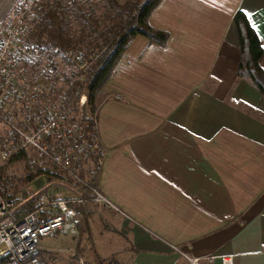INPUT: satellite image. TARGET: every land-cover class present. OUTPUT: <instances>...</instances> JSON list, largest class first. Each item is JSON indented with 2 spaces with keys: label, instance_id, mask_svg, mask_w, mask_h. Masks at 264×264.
Here are the masks:
<instances>
[{
  "label": "crops",
  "instance_id": "crops-1",
  "mask_svg": "<svg viewBox=\"0 0 264 264\" xmlns=\"http://www.w3.org/2000/svg\"><path fill=\"white\" fill-rule=\"evenodd\" d=\"M239 9L264 48V0H160L148 22L166 43L134 35L99 90L96 184L120 211L89 225L116 264H188L172 244L205 264H264V94L237 75Z\"/></svg>",
  "mask_w": 264,
  "mask_h": 264
},
{
  "label": "built area",
  "instance_id": "built-area-1",
  "mask_svg": "<svg viewBox=\"0 0 264 264\" xmlns=\"http://www.w3.org/2000/svg\"><path fill=\"white\" fill-rule=\"evenodd\" d=\"M47 1L18 0L7 16H0V167L23 152L30 166L63 170L71 189L41 191L39 204L16 220L13 217L27 196L22 189L11 197L0 191V264H45L42 237L57 232L78 233L83 213L73 204L83 202L85 197L74 190L89 189L90 199L98 208L120 211L90 180L92 165L87 166L86 174L81 173L85 163L91 161L90 153L102 152L96 131L88 134L80 121L67 113L87 66L68 79L58 46L39 48L27 41L33 21ZM66 51L65 56L75 59ZM49 75L58 80L52 79L49 87L51 94L57 91V97L46 103L44 78ZM171 246L185 256L188 264H205L214 257L189 255L178 245ZM219 259L221 264H233L232 254H221ZM80 264L85 263L80 260Z\"/></svg>",
  "mask_w": 264,
  "mask_h": 264
},
{
  "label": "trees",
  "instance_id": "trees-1",
  "mask_svg": "<svg viewBox=\"0 0 264 264\" xmlns=\"http://www.w3.org/2000/svg\"><path fill=\"white\" fill-rule=\"evenodd\" d=\"M160 0H48L40 9V14L33 21L32 29L27 34V41L39 48H51L58 46L60 55L64 60H70L63 53L66 49L74 47L77 43L85 44L87 52L85 57L89 64L86 67L85 77L80 85L85 89V102L82 103L80 123L82 129L88 134L96 131V110L93 105L96 95L106 79L110 76L117 60L123 53L128 42L136 34L146 36L150 41L164 45L168 38V31L153 27L148 22V15ZM102 18V19H101ZM101 19V23L99 20ZM110 20V23L106 22ZM233 22L238 34L240 55L237 64V75L248 79L259 91L264 94V68L259 63L263 53L261 39L252 26L247 14L239 9L235 12ZM100 25L103 27L100 28ZM77 31V32H76ZM99 37L90 40L89 36ZM69 79L70 75H66ZM87 107V109H86ZM20 155V153H18ZM17 154V155H18ZM100 153H90L93 173L90 180L97 182V170L99 166ZM5 166L0 167V183L7 180ZM26 201L14 215V220L22 217L34 209L38 204V195L47 188L36 190H24ZM4 196V189L0 188ZM75 194H82L85 199L81 203L73 205L83 213V218L78 226L81 231L89 232V220L93 217L95 210L94 202L90 199L89 189L80 188L74 190ZM82 223V225H80ZM112 231L127 237L117 228ZM96 264H110L112 255L102 256L94 254Z\"/></svg>",
  "mask_w": 264,
  "mask_h": 264
},
{
  "label": "rangeland",
  "instance_id": "rangeland-1",
  "mask_svg": "<svg viewBox=\"0 0 264 264\" xmlns=\"http://www.w3.org/2000/svg\"><path fill=\"white\" fill-rule=\"evenodd\" d=\"M120 3H123L125 0H118ZM102 19V18H101ZM101 19L99 23H101ZM107 23H110L109 19H106ZM103 25H100V28ZM77 32V31H76ZM90 40H96L99 36H95V32L92 33ZM71 57L75 59L64 60L65 65V75H70L69 79H71L75 74L83 70V67H86L89 62L85 57V52H87V47L85 44L77 43L74 47H70L66 51ZM87 64V65H86ZM86 72V70H85ZM84 72V73H85ZM54 76H47L44 78V101L47 103L49 99H54L57 97V91H53L51 94L49 87ZM56 81H58L55 78ZM78 92L74 93L71 98V103L68 106L67 113L68 117L80 120L81 118V109L82 103L85 102V89L82 85L77 86ZM57 90H61L58 87ZM101 99V95L98 93L94 99L93 105H98V102ZM87 109V107H86ZM2 133V129L0 128V134ZM28 157L25 153H20V155L14 156L6 165V174L7 180L4 184L0 183V188L5 190L6 194L12 195L19 189L24 190H36L39 188L46 187L49 190L53 191H61L64 189H68L69 187V177L65 174V172L61 169L54 168L49 166L47 170H41L38 167L30 166L28 163ZM88 165H91V161L86 162L85 165L81 168V173L86 174V168ZM71 189V188H70ZM95 210L97 215H101V210L95 204ZM82 225V223H80ZM98 225V226H97ZM91 235L89 232H79L74 235L60 233L57 232L53 236H44L40 240L41 246L52 248V249H41V253L45 259L46 264H80V260H83L85 264H87L86 259L95 263V250L94 243L98 241L100 243L101 232L103 226L101 223L94 224L90 223ZM57 241H60V245L57 250H53V246ZM104 245H100V249L102 247H106V241H103ZM112 255V262L110 264H116L115 254ZM102 256H109L108 254ZM89 261V262H90ZM119 261V259H118ZM91 263V262H90ZM93 263V264H94ZM96 264V263H95Z\"/></svg>",
  "mask_w": 264,
  "mask_h": 264
},
{
  "label": "snow or ice",
  "instance_id": "snow-or-ice-1",
  "mask_svg": "<svg viewBox=\"0 0 264 264\" xmlns=\"http://www.w3.org/2000/svg\"><path fill=\"white\" fill-rule=\"evenodd\" d=\"M262 15H264V14H262Z\"/></svg>",
  "mask_w": 264,
  "mask_h": 264
}]
</instances>
